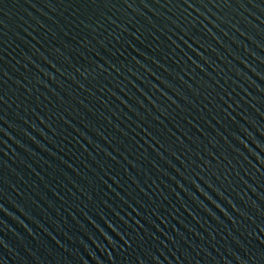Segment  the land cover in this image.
I'll list each match as a JSON object with an SVG mask.
<instances>
[{"label":"water","instance_id":"1","mask_svg":"<svg viewBox=\"0 0 264 264\" xmlns=\"http://www.w3.org/2000/svg\"><path fill=\"white\" fill-rule=\"evenodd\" d=\"M0 97V264H264V0H0Z\"/></svg>","mask_w":264,"mask_h":264},{"label":"snow or ice","instance_id":"2","mask_svg":"<svg viewBox=\"0 0 264 264\" xmlns=\"http://www.w3.org/2000/svg\"><path fill=\"white\" fill-rule=\"evenodd\" d=\"M200 2L202 3L203 0H200ZM185 3H189V0H185ZM129 6H131V5H129ZM0 99H2V97H0ZM261 231L264 232V228H262ZM261 243H264V241H261ZM130 246H131V245H129V247H130Z\"/></svg>","mask_w":264,"mask_h":264}]
</instances>
